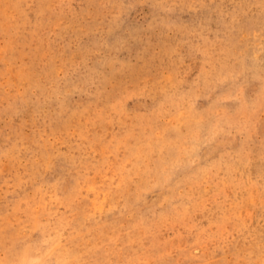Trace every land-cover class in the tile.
<instances>
[{"label": "rangeland", "instance_id": "rangeland-1", "mask_svg": "<svg viewBox=\"0 0 264 264\" xmlns=\"http://www.w3.org/2000/svg\"><path fill=\"white\" fill-rule=\"evenodd\" d=\"M0 264H264V0H0Z\"/></svg>", "mask_w": 264, "mask_h": 264}]
</instances>
